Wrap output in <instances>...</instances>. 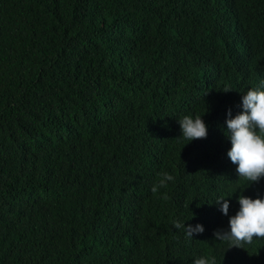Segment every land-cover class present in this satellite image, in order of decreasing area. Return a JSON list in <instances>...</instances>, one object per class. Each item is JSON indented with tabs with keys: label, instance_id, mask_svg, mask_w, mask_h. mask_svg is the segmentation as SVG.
<instances>
[{
	"label": "trees",
	"instance_id": "1",
	"mask_svg": "<svg viewBox=\"0 0 264 264\" xmlns=\"http://www.w3.org/2000/svg\"><path fill=\"white\" fill-rule=\"evenodd\" d=\"M257 69L264 0H0V264H264L214 236L217 198L264 196L221 125Z\"/></svg>",
	"mask_w": 264,
	"mask_h": 264
},
{
	"label": "clouds",
	"instance_id": "2",
	"mask_svg": "<svg viewBox=\"0 0 264 264\" xmlns=\"http://www.w3.org/2000/svg\"><path fill=\"white\" fill-rule=\"evenodd\" d=\"M251 76L253 77L250 79ZM237 87L236 98L239 97V100L236 103L241 102L239 107L242 111L234 115L229 108L223 124H220L222 134L230 141L231 147L227 151V156L236 166L238 177L253 184L264 178V69L254 70L245 77V81H240ZM212 88L214 82L210 77L207 90ZM203 102L202 96L199 103ZM177 123L180 126V137L188 140L189 143L206 138L208 135V127L203 116L184 115L177 120ZM172 179L170 174L164 173L158 185L154 184L151 190L157 191L158 186H163ZM214 203L223 215L228 216L227 228L214 232L216 240L227 241L230 249L241 248L242 243L251 242L253 238H264V196L252 198L240 194L237 197L239 208L234 215H229L230 199L217 198ZM173 227L182 228L188 238H193L194 234L204 231L202 224L186 225V222L180 220H174ZM193 264H209V262L204 256H200L193 259Z\"/></svg>",
	"mask_w": 264,
	"mask_h": 264
},
{
	"label": "bare ground",
	"instance_id": "3",
	"mask_svg": "<svg viewBox=\"0 0 264 264\" xmlns=\"http://www.w3.org/2000/svg\"><path fill=\"white\" fill-rule=\"evenodd\" d=\"M237 41H239V40H237ZM236 47V46H235ZM171 52V51H170ZM174 56V55H173Z\"/></svg>",
	"mask_w": 264,
	"mask_h": 264
}]
</instances>
